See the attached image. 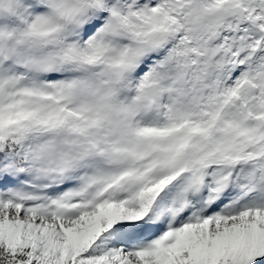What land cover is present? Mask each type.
I'll return each instance as SVG.
<instances>
[{
  "label": "snow or ice",
  "instance_id": "1",
  "mask_svg": "<svg viewBox=\"0 0 264 264\" xmlns=\"http://www.w3.org/2000/svg\"><path fill=\"white\" fill-rule=\"evenodd\" d=\"M0 264H264V0H0Z\"/></svg>",
  "mask_w": 264,
  "mask_h": 264
}]
</instances>
